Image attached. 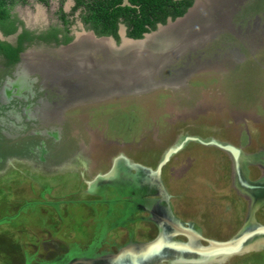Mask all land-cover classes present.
I'll return each instance as SVG.
<instances>
[{
    "label": "flooded vegetation",
    "instance_id": "af4514ba",
    "mask_svg": "<svg viewBox=\"0 0 264 264\" xmlns=\"http://www.w3.org/2000/svg\"><path fill=\"white\" fill-rule=\"evenodd\" d=\"M195 1L196 0H192L190 6L194 5V3L196 4L197 1ZM246 1L247 0H242L236 5L235 9L227 13V17H225L235 30L230 27L223 26L226 28L218 30L219 33L215 34L206 43L203 41L202 46L199 47L195 53H187L184 55L183 59L191 60L196 53H200V56L204 57V65L199 68L200 70L196 69L197 71L195 73L186 77L184 81H182L183 77L181 79L182 82L171 87L172 90L186 91L189 80L193 79L194 76L204 71L225 72L228 69L234 68L237 63H243L245 61L246 55L238 46L231 43L226 45V43L223 42L225 39L222 38V36H224L227 32L231 33L239 40L244 39L249 47L248 53H250V55L260 49L258 46L263 45V35L258 37V35H255V32L249 33V28L253 21L256 22V24L259 22L262 23V26L264 25V22H261V20H264V12L260 17L256 16L251 22L246 24V32L244 35L241 34V24L234 22V19L238 18L236 16H239V14L244 15L242 8L245 6L244 3ZM199 2H205V0H199L197 3ZM206 3H208L207 0ZM67 5L68 7L65 6V0H16L9 11V18L0 22V42L10 45L16 50V59L14 60L10 59L9 56L0 49V138L6 139L5 142H0V182H5L2 185L0 184L2 186L0 188V204L3 205V208L4 204H7L8 207L11 206L9 204L12 199L9 198V195L11 196L10 188L15 189V186L18 188L17 185L22 184L26 186L31 181L30 183L37 185L36 188L39 189V194L43 193L44 195V191L50 192L51 185L49 184V181L57 179V171L75 170L77 171L80 179L85 180L87 184L85 192L87 195L92 197V200L89 202H91L93 206L95 203H98L100 206L102 204L108 205V209L104 210L107 214L100 216V218L94 223H100L101 218L109 215L115 216V219H118L119 221L117 222L118 225L126 228L128 231V239L121 245L128 246L129 250L124 253L123 257L117 258L116 261H112L111 258H107L108 254H111V251L104 249L102 246L106 243L110 245L112 244L116 246V250L122 246L117 245L116 241H113V239L103 240L100 235L92 238L90 242H86L83 245L84 248L82 251L66 253L65 263L58 259L59 256H56L49 261L44 260V264H121L122 262L125 264L128 259L135 257L134 251L132 253V249L129 244L132 245L149 242L155 238H163L166 239V241L173 238L172 241H179L180 239H176L175 236L178 234L181 235L180 231L182 228L180 226L184 229H188V233L195 234L197 231L196 228L192 230L187 227V223L184 225L182 221L179 222V217L175 216L171 210V206H173V203H171L172 192L177 193L172 190V186L174 188L182 187L179 193L183 191L182 195H184L185 191L183 189H186L185 186H188L185 185L187 179H179V176L175 175L177 168L172 166L167 169V166L165 167V165H161L159 168V174H157L155 169L157 168V165L159 164L168 146H166L159 153L156 149H151L147 152L142 151L139 144L135 143V145L131 146V142H121L122 140L117 139V137L115 139H105V136H99V139L89 137L88 141H84L77 139L79 131L76 129L79 127L75 126V128H73L72 125V128L67 127L66 122L69 119L68 111L75 106H80L92 101H83V103L73 104L70 103L71 101L69 100H71L72 97L70 96V92H67V90L73 89L75 84L73 82V78L71 81L70 77H68L67 80L65 79L66 77H64L61 79L62 81L59 82L60 78L58 73L61 71V68L59 67L61 64L60 61L51 60L48 57H45L46 59L44 57H37L33 60L31 58L26 59L24 57L25 53H28L31 50H40L45 52L47 55H50V53L53 54L54 52L62 49V46H65L75 40L78 33H87L95 40L107 39L110 37L116 44L120 41L119 39H121L122 33L129 37L127 35V26L121 19H119L116 24L117 38L113 34H99L89 21L86 22L83 19L84 16L87 15V8L85 5L80 4L75 7V0H69ZM190 6H188L186 10ZM186 10L181 15L174 18L167 16L165 22L161 24H167L168 19L173 22L172 24H175L178 20H181L186 16L183 15ZM211 13H213V11H211ZM211 13H207V15L212 17H218L221 15ZM76 16L78 18H75ZM76 19L79 20L78 24L81 25V27L77 25L76 28L72 29V24L75 23ZM210 19L206 18V21ZM159 23L160 22H157L156 27L148 32L155 31ZM121 24L123 25V31H120ZM5 27L13 28V30L6 32ZM141 37H143V35ZM213 43L217 45L219 44L220 47H217L214 50L212 48V50H210ZM221 46H223V48H221ZM97 57H100L103 63L107 61V55L104 56V54H97ZM96 62V64H101V61L99 60ZM182 62L184 61L178 60L174 66H180L182 65ZM68 64L71 65V62H68ZM186 66L187 63L184 64V69ZM204 68L217 69L202 70ZM71 69L73 72L74 68ZM96 69L94 68L93 70ZM162 85L167 86L165 83ZM66 95L69 99H67L68 102L65 103V106L60 109L59 119L52 121L49 118L51 114L50 112H52L54 107L57 105L58 102L56 101H60V98L65 97ZM132 97L134 98L135 95L133 94ZM209 98L206 95H202L201 98L193 104V106L181 110L179 113H169L171 117L168 120L173 122L175 120L182 122L187 118L194 119V117H197L198 114L204 113L207 110L220 111L228 108V114L234 123H246L248 120L257 121L255 114L245 108L238 106H231L230 108L227 101L224 99L218 100L219 98H214V100H212ZM225 106H227V108H225ZM233 114L240 116L235 118ZM133 128L135 130L137 129L134 125ZM204 128L205 130L203 132L198 129L197 130L200 133H204L207 130V126H204ZM82 129L89 135L86 128ZM68 130L70 131V135L75 138V144L71 147V149L64 151L65 149L62 150L58 148V144L63 141ZM198 131L190 133L186 132L184 129L181 130L178 127L175 129V134L169 144L172 146L180 143L186 135H195L205 139H217L211 135L199 134L197 133ZM145 132L150 131L148 129ZM152 133L153 131H151L149 135H152L153 137ZM68 137L69 135H67V138ZM152 139H154V137ZM7 140L12 141L9 143ZM223 142L227 141L225 140ZM184 147L185 145H183L179 150L185 149ZM105 148H108V150H105V153L108 152L107 154L103 153ZM263 148H261V150ZM191 150L193 149L191 148ZM261 150H259V154ZM139 151L141 152L139 153ZM27 153H31L32 156L28 157ZM93 153L95 155L103 154L102 160L106 165L104 169H98L97 165L101 162L98 161ZM156 153H158L159 157H157L155 161L154 159L157 156ZM193 154V156H197L194 152ZM260 155L262 156V153ZM227 156L231 163L232 170L229 175L231 178L230 186H233L236 189L238 193L237 196L240 201L242 203L246 202L248 211L249 206L252 204V201L256 196H264V160H262V164L260 165L257 163L259 169H261V179L255 181L258 182L259 188L257 187L252 189L246 185L254 181L248 180L246 173L236 172L233 161L228 153ZM189 158L191 159L188 155L183 156L181 157L180 162L182 164L186 163ZM173 161H175V157L172 158V162ZM153 162L155 165L151 168L150 165H152ZM163 167H165V170H163ZM200 167L201 169L203 168L202 166ZM47 169L49 170L46 171ZM54 169L57 171L55 172ZM50 170L51 172H49ZM181 171L183 170H179V172ZM102 175H104V177ZM214 175H216V173H214ZM229 177L227 175V178ZM173 179L179 180L174 182ZM71 182L72 180L68 177L65 178L62 183L59 180L58 182L56 180L54 194H56V196H63L66 187L69 186ZM45 183L48 184L41 187L42 184ZM195 184L196 183L192 181V185ZM261 184L263 185L262 187ZM195 187L202 190V188L198 185H195ZM107 194H109L110 197L107 200H104ZM237 196L231 197V201L233 202ZM36 200L37 197L30 200L25 199L23 200L22 205L27 204L26 207L30 205L32 207L29 208L34 211H38L37 208L33 206L40 207L42 206L40 204L45 202L41 201V199ZM84 200L86 201V199ZM52 202L53 201L48 202L49 205ZM68 202V200L60 197V201L58 203L54 201L53 203L55 205L50 206L57 209L56 204H58L60 208H62L61 205H65ZM36 203L40 204L37 205ZM22 205H20L17 210H19ZM263 206L264 200L258 208L262 210ZM258 208H256L255 211H257ZM40 213L42 214L41 211ZM51 217L54 218L53 214H51ZM127 220H131V224L137 222H145L148 224L152 223L154 228H156L155 236L147 237L148 232L152 231V229H149V231L141 230L137 235L139 239L136 240L133 235V230L129 227L128 223H126ZM244 222L241 221L243 225ZM86 223L88 222L86 221ZM254 223L264 224V221L259 222L254 220ZM139 228L141 227L139 226ZM240 229H238V231ZM161 231L164 232L166 237L163 236L162 238H159ZM129 232H131L132 235ZM169 234H172V236ZM185 238L186 239L183 241H189L190 239L188 238L187 233L185 234ZM200 241L203 242L205 240L201 239ZM157 251L161 252L162 249L159 247ZM141 252L145 254V250H141ZM247 260L248 259L246 258L243 259L242 257H239V259H234L233 261L228 262H230V264H245ZM254 262L258 261L254 259L252 263ZM136 263L156 264L155 262L152 263V261L147 260L140 262L136 260Z\"/></svg>",
    "mask_w": 264,
    "mask_h": 264
},
{
    "label": "rangeland",
    "instance_id": "374dc122",
    "mask_svg": "<svg viewBox=\"0 0 264 264\" xmlns=\"http://www.w3.org/2000/svg\"><path fill=\"white\" fill-rule=\"evenodd\" d=\"M68 1L65 0L66 7H68ZM244 5L242 8L244 15L239 14V16H236L238 18L234 19L235 23L241 24V34L243 35L246 32V24L251 22L256 16L260 17L264 12V0H247ZM75 18L78 17L76 16ZM261 22H264V20H261ZM78 23L79 20L76 19L75 23L72 24V29L76 28L77 25L81 27ZM261 24L259 22L256 24L253 21L250 24L249 33L255 32L256 36L261 37L263 35V38L264 25L262 26ZM123 30V25L121 24L120 31ZM222 38L225 39L223 42L226 45L229 43L234 44L246 55L243 63H237L234 68L225 72L204 71L189 80L186 91L172 90L166 87L143 94H134V98L132 97L133 94H122L114 96V98L108 97V99L75 106L68 111L67 127H79L76 129L79 131L77 136L79 140L88 141L89 137L99 139V136H105V139H115L117 137V139L122 140L121 142H131V146L135 145V143L139 144L142 151L147 152L151 149H156L160 153L161 150L170 145L169 143L173 139L175 129L178 127L181 130L184 129L186 132L192 133L198 130L203 132L205 130L204 126H207L206 132L200 133L198 131L197 133L214 136L220 141L226 140L227 143L240 148L245 154H252L261 150L264 147V41L262 46H258L260 49L250 55L248 53L249 47L244 39L239 40L228 32ZM217 47H220V45L213 43L210 50L212 48L214 50ZM206 69L217 68H204L202 70ZM202 95H206L208 98L211 97L209 99L212 100L214 98H219L218 100L224 99L230 108L231 106L245 108L255 114L257 121L248 120L246 123H234L228 114L227 106H225L226 110H207L198 114L194 119L187 118L182 122L168 120L171 117L170 114L179 113L181 110L193 106ZM233 115L235 118L240 116ZM133 125L137 127L136 130ZM82 128H86L89 135ZM148 129L150 132L153 131L154 139H152V135H149L150 132H145ZM67 135H69L68 138ZM64 137L63 141L58 144V148L66 151L74 146L75 138L70 135L69 130ZM2 141L5 142L6 139L0 138L1 143ZM7 141L10 143L12 140ZM187 142L185 149L173 153L172 156L175 157V161L172 162L173 157L171 156L172 158L167 159L164 164L167 169L171 166L177 168L175 175L179 176V179H187L185 185H188L185 186L186 189H183L185 191L184 195H182L183 191L179 193L182 187L174 188L172 186V190L177 192L172 193V213L175 216L179 215L182 220L188 221L187 227L190 229L196 228L195 235L200 237V239L196 240V243L200 245H208L207 240H229L242 227L243 223L241 221L244 222L246 220L249 210L247 211L246 202L242 203L240 201L236 189L230 186L231 178L229 175L232 170L227 152L214 145L197 143L193 140ZM106 149L108 150V148H105L103 153H105ZM193 152L197 156H193ZM27 154L28 157L32 156L31 153ZM93 155L95 154L93 153ZM156 155L155 161L159 157L158 153ZM187 155L191 159L189 158L186 163L182 164L180 162L181 157ZM95 157L101 162L97 165L98 169H104L106 165L102 160L103 154L95 155ZM154 162L150 165L151 168L155 165ZM246 162L242 164V167L246 171L248 180H260L261 169H259L258 164L251 161ZM200 166L203 168L201 169ZM165 167H163V170H165ZM179 170L183 171L179 172ZM56 173L58 174H56L57 182L59 180L62 183L67 177L72 182L66 187L63 196H56V194L47 195L45 193L48 199H52L57 203L60 201V197L69 201L66 205H61L62 208L56 204L57 210L53 212L54 218H51L50 215L47 216L48 207L33 206L38 210L34 211L29 208L32 206L26 207L27 204L22 205L23 200H30L39 196L37 185L30 183V181L26 186L24 184L17 185L18 188L15 186V189L9 187L11 193L9 198H12L11 201L9 200V204L16 209L12 212L11 207L2 210V205L0 206V264H44V260L49 261L56 256H59L58 259L64 262L66 253L82 251L83 245L88 241L90 242L95 236L101 235L103 240L113 239L120 246L128 239L127 229L118 225L117 222L119 221L115 219V216L109 215L101 218L100 223H94L100 216L107 214L104 210L108 209V205L102 204L100 206L95 203L93 206L89 202L92 197L85 192L87 184L85 180L80 179L77 171L60 170ZM227 175L229 178H227ZM179 179H173V181L177 182ZM56 180L49 181L51 187L56 188ZM192 181L196 183L195 185L200 186L202 190L192 185ZM3 183L5 182H0L1 185ZM47 184H42L41 187ZM1 185L0 188L2 187ZM54 191L55 189H53V193ZM233 196L237 197L232 202L231 197ZM109 197V194H107L104 200ZM261 204L259 203L257 208ZM20 205L22 206L17 210ZM40 211L42 214H46V217ZM254 219L259 222L264 221V206L262 210L258 208L254 212ZM130 222L131 220L126 221L133 230L136 240L139 239L137 235L141 230L149 231V229H152V231H147V237L155 236L156 228H154L152 223L137 222L131 224ZM129 233L131 234V232ZM175 238L182 241L186 239L183 233L176 235ZM201 239L206 242H201ZM102 247L111 251L107 258H111L112 261L117 260L114 255L117 254L119 248L116 250V246L108 243ZM252 253H261V256H251L245 264H264V247ZM242 254H232L228 259L231 258L229 261H233L234 259H239V257L243 258L244 255ZM254 259L258 262L252 263ZM159 264L173 263L169 259H163ZM212 264L218 263L214 261ZM219 264H230V262L225 263V261H222Z\"/></svg>",
    "mask_w": 264,
    "mask_h": 264
},
{
    "label": "bare ground",
    "instance_id": "6f19581e",
    "mask_svg": "<svg viewBox=\"0 0 264 264\" xmlns=\"http://www.w3.org/2000/svg\"><path fill=\"white\" fill-rule=\"evenodd\" d=\"M241 1L207 0L208 3H206L205 0L201 3L196 2L197 5L194 4L183 19L178 20L175 24L160 27L158 31L146 35L144 40L135 42L124 39L121 45L122 55L118 50L112 48L108 39L95 40L87 33H78L75 42L69 47L62 48L53 54L50 53V55L40 50H31L25 53L24 57L32 60L37 57L59 60L61 63L59 65L61 71L58 73L59 82L64 77H66V80L70 77L71 81L73 78L75 84L73 89L67 90L72 97L69 100L72 104L83 103V101L93 98L103 97L104 100L107 97L120 94H143L159 88L169 87V89H172V86L184 81L190 74L195 73L196 69L204 65V57H201L200 53H196L191 60L183 59L184 55L195 53L202 46L203 41L206 43L215 34L219 33L218 30L221 28L230 27L235 30L225 17ZM211 11L216 15H221L218 17L207 15ZM206 18L211 19L206 21ZM96 53L107 55V61L103 63ZM97 60L101 61V64H96ZM178 60L184 62L180 66H174ZM68 62H71V65ZM185 63H187V66L184 69ZM71 68H74L73 72ZM94 68L97 69L93 70ZM163 83L167 86H163ZM67 99L69 98L66 95L60 98V101H56L58 102L57 105L50 112L49 118L52 121L59 119V111L68 102ZM260 154L257 151L245 155V158H248V160L251 158L252 161L256 160L260 165L264 160L262 159L264 158V148ZM163 236L165 234L161 231L159 238ZM255 245H258V243Z\"/></svg>",
    "mask_w": 264,
    "mask_h": 264
},
{
    "label": "water",
    "instance_id": "95a60500",
    "mask_svg": "<svg viewBox=\"0 0 264 264\" xmlns=\"http://www.w3.org/2000/svg\"><path fill=\"white\" fill-rule=\"evenodd\" d=\"M120 4L122 6L131 5L128 0H122ZM193 6L194 5L190 6L183 15L184 16L187 15L188 11ZM172 23L173 22H171L170 19H168L167 24L159 23L155 31L145 32L142 34L143 37L141 38L127 37L124 33H122L121 39L118 42V44H116L115 41L112 40V38L110 37L107 39L110 41L112 48H114L115 50H118L120 55H122L121 45L124 39H127L129 41H135V42L141 41L145 39L146 35L152 34L156 32L157 30H159L160 27H164ZM73 41L75 42V40ZM73 41L65 46H62V48L70 46L73 43ZM99 99H103V97ZM99 99L93 98V99H87V101H93V100H99ZM189 140H193V141L203 143L206 145H214L226 151L230 155L233 161L235 171L238 173L239 172L246 173V171L242 167L243 163H247L246 161L248 162L255 161L257 163L256 160L252 161L251 158H249L250 160H248V158H245V155L247 154L243 153V151L240 148L233 146L230 143L223 142V141H220L214 138L205 139V138H201L195 135H186L184 136V139H182L180 143L172 145L164 152L159 164L157 165V168L155 169L157 174H159V171H160L159 168L161 167V165L165 163L168 157L172 155L173 153H175L176 151H178L179 149H181V147L185 145V143ZM102 176L104 177V175ZM257 184L258 182L254 181V182H250V184L246 186L252 189L257 188V187L259 188V184L258 185ZM262 186L263 185L261 184V187ZM263 200H264V196H256L253 199L252 204L249 207V211L247 215L248 218L246 219L248 223L246 224V220H245V224L241 227L238 233H236L235 236L229 240H226V241L207 240L209 244L206 246H203V245H200L199 243H196V240L198 238L200 239L199 236H196L193 233H188V229L186 228L184 229L182 226H180L182 228L180 232L184 233V235L187 233L188 238H190L188 242H185V243L178 242V241L175 242V241H172L171 239L170 240L168 239L169 241L168 240L166 241V239H163V238L159 240L155 238L149 242L137 243V244H132V245L129 244L130 248L132 249V253L134 251L135 257L128 259L125 262V264H138L136 263V260L140 262L146 259L148 261L155 262L156 264H159V262L163 259L164 260L169 259L170 262L173 264H179V263L180 264H189V263L190 264H193V263L207 264L212 261L213 262L217 261V263L219 264L222 261H225L226 258L231 256L232 254H235V253L242 254L247 251L262 248L264 247V241H262V239H264L263 237L264 236V224L254 223V220H255L254 212L256 210L255 208L258 206L259 203H262ZM169 235L172 236V234H169ZM254 243L255 244L258 243V245H255ZM159 247L162 249L161 252L157 251ZM128 249H129L128 246H122L121 248H119L117 254L114 255V258L117 259V258L123 257L124 253H126ZM141 250L142 251L145 250V254L142 253ZM121 264H124V263L122 262Z\"/></svg>",
    "mask_w": 264,
    "mask_h": 264
},
{
    "label": "trees",
    "instance_id": "16d2710c",
    "mask_svg": "<svg viewBox=\"0 0 264 264\" xmlns=\"http://www.w3.org/2000/svg\"><path fill=\"white\" fill-rule=\"evenodd\" d=\"M122 0H75V7L83 4L87 8L84 21H89L100 34H113L117 38L116 24L121 19L127 26V35L139 38L144 32L164 23L167 16L181 15L192 0H128L131 5L122 6ZM16 0H0V22L10 16L11 6ZM6 32L13 28L5 27ZM0 49L10 59H16V50L0 42ZM0 50V51H1Z\"/></svg>",
    "mask_w": 264,
    "mask_h": 264
},
{
    "label": "crops",
    "instance_id": "0c3cea01",
    "mask_svg": "<svg viewBox=\"0 0 264 264\" xmlns=\"http://www.w3.org/2000/svg\"><path fill=\"white\" fill-rule=\"evenodd\" d=\"M169 147H171V146H168L167 147V149L169 148ZM173 155V154H172ZM172 155H170L169 157H168V159H170L171 158V156ZM167 161V160H166ZM165 161V162H166ZM165 164V163H164ZM164 164H163V166H164ZM186 180V179H185ZM212 184V183H211ZM53 189H55V188H53V187H50V192L49 191H44V195H43V193L42 194H39V196H37V200H40L41 199V201H44L45 203H36L37 205L38 204H40V205H42V206H44V207H48V211H46L47 212V216H51V214H53V212H54V210H57V209H54L53 207H51L50 205H55L53 202V200L52 199H48L46 196L48 195V194H54L53 193ZM55 192V191H54ZM39 193V192H38ZM45 193L47 194L46 196H45ZM173 193V192H172ZM50 195V196H51ZM43 199V200H42ZM36 200V201H37ZM50 201H53L52 203H50V205H49V203L48 202H50ZM2 204H0V206H1ZM66 205V204H65ZM2 207V210L4 209V208H8V206H7V204L5 205L4 204V208H3V205L1 206ZM11 207V206H10ZM68 207V206H67ZM172 208H173V206H171ZM250 207V206H249ZM16 208L14 207V208H12V212L15 210ZM69 210V209H68ZM249 210V209H248ZM10 212V211H9ZM42 215H45V217H46V214H42ZM177 217H179V215H177ZM52 218V217H51ZM178 220V219H177ZM57 221V220H56ZM179 222L180 221H182L183 223H184V225H185V223H187L188 221H186V220H182L180 217H179V220H178ZM188 224V223H187ZM178 242H188V241H178ZM257 250V249H256ZM256 250H251V251H247V252H244L242 255H244V257L243 258H246V259H248V258H250L251 256H261L260 254L261 253H252L253 251H256ZM261 252V251H260ZM258 254V255H257ZM241 255V256H242ZM231 259V258H230ZM230 259H228V258H226V260H225V263L226 262H228ZM213 262V261H212ZM212 262H210L209 264H212Z\"/></svg>",
    "mask_w": 264,
    "mask_h": 264
}]
</instances>
